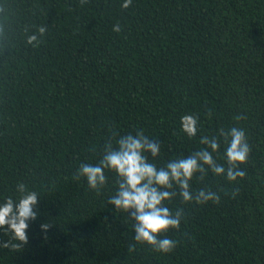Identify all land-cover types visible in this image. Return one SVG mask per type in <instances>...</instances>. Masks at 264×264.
<instances>
[{"label": "trees", "instance_id": "16d2710c", "mask_svg": "<svg viewBox=\"0 0 264 264\" xmlns=\"http://www.w3.org/2000/svg\"><path fill=\"white\" fill-rule=\"evenodd\" d=\"M122 2L0 0V199H15L19 182L41 194L27 242L0 247V264H264V0ZM189 112L205 132L245 129L247 174L233 185L197 176L193 190L221 202L174 198L185 215L168 233L175 249L129 252L131 221L107 204L115 177L98 195L73 175L113 129L150 133L160 165L187 155L197 144L179 118Z\"/></svg>", "mask_w": 264, "mask_h": 264}, {"label": "clouds", "instance_id": "9594fccd", "mask_svg": "<svg viewBox=\"0 0 264 264\" xmlns=\"http://www.w3.org/2000/svg\"><path fill=\"white\" fill-rule=\"evenodd\" d=\"M132 0H123L121 6L127 8ZM119 24L113 31L119 33ZM47 31L46 26L37 27L36 32L26 37V43L37 46ZM241 114L234 116L240 121ZM180 133L188 140L195 141L197 147L187 155L169 158L163 165L157 163L161 153L160 142L143 129L121 133L111 130L99 149L95 162H81L73 179H83L87 187L101 194L109 183V176L115 177L114 191L108 195L107 204L116 212L126 214L131 221L134 244L148 245L159 253L172 252L178 241L168 233L181 228L185 219L184 209L173 210L169 204L179 198L184 204H219V191L202 187L193 190L192 182L197 176L203 180L208 173L229 185L239 184L246 176L242 167L249 159L251 147L246 131L242 127H219L214 132H205L200 116L194 113L182 114L179 118ZM18 194L0 199V233L10 239L0 241V247L19 249L28 240L30 222L37 219L36 205L40 192L30 189L25 183L15 185ZM235 197L236 192L231 193ZM50 225L41 223L39 228L47 232Z\"/></svg>", "mask_w": 264, "mask_h": 264}]
</instances>
